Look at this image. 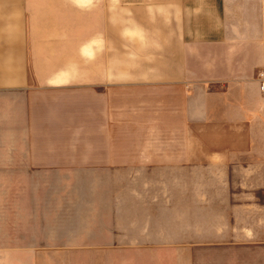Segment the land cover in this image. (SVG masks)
<instances>
[{
    "label": "crops",
    "instance_id": "0c3cea01",
    "mask_svg": "<svg viewBox=\"0 0 264 264\" xmlns=\"http://www.w3.org/2000/svg\"><path fill=\"white\" fill-rule=\"evenodd\" d=\"M263 6L0 0V187L43 188L45 198L28 194L16 204L76 211L107 230L101 236L138 229L150 238L86 250L172 252V264H264V94L253 80L264 64ZM159 170L179 175L164 182L143 174ZM79 171L120 176L32 180ZM165 213L171 243L158 240L170 235L153 217Z\"/></svg>",
    "mask_w": 264,
    "mask_h": 264
},
{
    "label": "rangeland",
    "instance_id": "374dc122",
    "mask_svg": "<svg viewBox=\"0 0 264 264\" xmlns=\"http://www.w3.org/2000/svg\"><path fill=\"white\" fill-rule=\"evenodd\" d=\"M117 21L120 25L123 22V13L119 10ZM257 70L253 74V80H255ZM205 132L204 124L197 126L198 145L202 149L206 143ZM143 174L148 179H156L153 175H159L158 179L164 182H170L175 179L176 175H179L173 170L146 171ZM119 176V172H53L48 174L37 173L32 176V180L37 182H52L60 179L79 180L82 178H103L106 180L112 178L118 180ZM168 191H171V189ZM50 192L53 191L50 190ZM28 194H31L34 200H40V198H45L44 195H47V192L43 188L13 189L0 187V249L6 250L0 251V264H172V252L86 250L93 249L92 245L95 243H103L108 240L131 244L148 238H139L138 235H135L140 233L138 229L126 230L125 232L134 234L127 237H104L101 234L106 233L107 230L92 229L89 226L92 225V222L79 220L76 211L71 214H61L60 211H54L55 208H59L55 205L37 203L26 206L23 203L16 204V200L18 201L20 198L23 202ZM52 209L53 211H51ZM153 217L154 221L158 218V227H161L159 229L164 231L166 235H170L158 238V240L171 243V213ZM84 225L86 228L83 227ZM122 232L118 230L117 233ZM147 241H150V238ZM13 247H19L22 250L7 251V249ZM26 248H36V251H24ZM60 248L66 250H59ZM71 249L83 250L73 251Z\"/></svg>",
    "mask_w": 264,
    "mask_h": 264
},
{
    "label": "built area",
    "instance_id": "2783aa9c",
    "mask_svg": "<svg viewBox=\"0 0 264 264\" xmlns=\"http://www.w3.org/2000/svg\"><path fill=\"white\" fill-rule=\"evenodd\" d=\"M262 32H263V50H264V6L262 13ZM255 80L257 81L258 88L262 94H264V64L258 68Z\"/></svg>",
    "mask_w": 264,
    "mask_h": 264
}]
</instances>
